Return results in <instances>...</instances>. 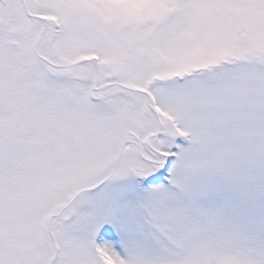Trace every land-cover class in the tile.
<instances>
[{
    "label": "snow or ice",
    "instance_id": "obj_1",
    "mask_svg": "<svg viewBox=\"0 0 264 264\" xmlns=\"http://www.w3.org/2000/svg\"><path fill=\"white\" fill-rule=\"evenodd\" d=\"M0 264H264V0H0Z\"/></svg>",
    "mask_w": 264,
    "mask_h": 264
}]
</instances>
